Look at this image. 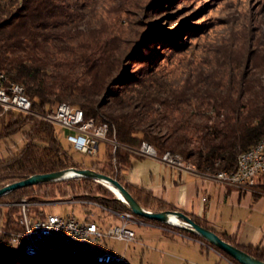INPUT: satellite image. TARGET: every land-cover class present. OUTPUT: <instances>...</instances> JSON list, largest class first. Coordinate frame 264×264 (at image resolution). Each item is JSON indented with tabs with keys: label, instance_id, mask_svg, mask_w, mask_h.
Instances as JSON below:
<instances>
[{
	"label": "trees",
	"instance_id": "obj_1",
	"mask_svg": "<svg viewBox=\"0 0 264 264\" xmlns=\"http://www.w3.org/2000/svg\"><path fill=\"white\" fill-rule=\"evenodd\" d=\"M75 5L69 0H0V71L9 80L22 84L32 100V113L9 112L1 117L0 138L20 132L23 143L15 150L9 148L6 157H0V188L33 174L71 167L90 168L116 178L143 208L159 212L177 209L145 188L126 183L122 177V172L130 166L131 156H138L136 150L142 142L151 144L159 155L167 151L181 155L185 162L204 174L236 170L238 156L264 137V60L261 63L256 53L244 49L250 45L251 38L243 39L239 55L229 58L220 55L215 64L207 61L206 68H199L194 77L187 75L164 96L147 97L140 87H146L147 82L156 81L157 77L149 72L154 60L148 51H143L145 45L141 40L131 44L116 39L119 32L114 30L119 24L115 23L106 30L88 29L89 26L80 29L82 14L76 11ZM65 25L70 28L65 30ZM63 32L75 36L77 42L56 41ZM159 36L165 47L180 52L168 37ZM134 63L141 67L133 69ZM154 66L157 68V64ZM122 88L140 94V105L122 112L105 109L109 101L130 105L120 94ZM60 103L84 111L87 118L108 123V136L115 143L104 142L102 165L98 161L85 164L77 160L63 146L55 124L44 118L54 113ZM156 105L163 109L161 115L167 122L164 134L142 125L143 110ZM92 182H97L96 193L89 192ZM102 184L88 177L59 179L14 189L0 196V202L87 198L97 200L111 211L132 213L126 202ZM251 191L255 197L264 195V186ZM32 209L35 214L45 215L38 206ZM19 216V206L2 207L0 264H106L67 251L47 257L28 255L11 242V233L21 231ZM135 216L145 222L166 225ZM190 217L211 229L200 219ZM220 236L264 260V247L241 246L226 234ZM102 246L97 245V250H105ZM212 246L230 261L240 264Z\"/></svg>",
	"mask_w": 264,
	"mask_h": 264
},
{
	"label": "rangeland",
	"instance_id": "obj_2",
	"mask_svg": "<svg viewBox=\"0 0 264 264\" xmlns=\"http://www.w3.org/2000/svg\"><path fill=\"white\" fill-rule=\"evenodd\" d=\"M69 1L76 4L74 6L77 8L76 11L82 14L80 29L85 30V27L89 26L88 29L100 27L106 30L115 23L119 24V26H115L114 30L119 32L116 39L121 40L122 43L133 44L141 40V43L145 45L143 51H148L154 60L153 65H150L149 72L152 76L157 77L156 81L147 82L146 87H140L143 91L142 94L147 97L164 96L168 89L181 84L187 75L190 74L191 77H194L199 68H206L207 61L215 64L220 55L227 58L230 55H239L244 38L247 40L251 38L250 45L244 49L248 48L251 52L256 53L261 63L264 60V0ZM68 28L70 25H65V30ZM60 35L55 39L56 41L71 44L77 42L75 36L68 32H63ZM150 35L156 38H149ZM157 35H162V38L168 37L175 47L180 48V52L165 47L164 42L158 40ZM155 64H157V68H155ZM132 67L137 69L141 65L134 63ZM120 94L130 105L122 106L109 101L105 109L122 112L128 111L132 106L140 105L142 100L140 94L126 88H122ZM162 111L163 109L157 105L154 108L144 109L142 125L149 126L156 132L166 133L167 122L161 115ZM9 112L19 111L5 110L0 106V121L1 117ZM54 124L63 146L71 151L77 160H81L85 164L98 161L102 165L105 151L104 142L99 144L96 155L83 154L77 151L67 139L72 131L62 128L57 123ZM22 143L20 132L7 138H0V157H6L9 148L15 150ZM186 165H188L187 162ZM89 186L91 188L89 192L96 193L97 182H92ZM106 186L112 191L108 185L104 187ZM112 193L115 194L113 191ZM36 203H44L42 210L45 213L60 216L74 214L77 218L84 217L97 221L103 227L111 219H116V217H112L114 212L95 199L70 197L42 200ZM96 203L101 207H97ZM7 204L10 205V203L0 202L1 209ZM81 214L83 217L80 216ZM120 214H131L129 217L131 222L145 221L130 212H121ZM122 221H124L123 218ZM165 224L162 227L181 237L166 238L158 229L131 224L130 226L136 233L134 241L126 244L122 241L106 239L99 244L109 246V248L112 246L115 252L126 257V264H217V256L212 251L207 254V251L201 250L197 243L187 241V237L195 238L217 250L209 242L178 230L179 226ZM1 230L0 228V232Z\"/></svg>",
	"mask_w": 264,
	"mask_h": 264
},
{
	"label": "built area",
	"instance_id": "obj_3",
	"mask_svg": "<svg viewBox=\"0 0 264 264\" xmlns=\"http://www.w3.org/2000/svg\"><path fill=\"white\" fill-rule=\"evenodd\" d=\"M0 106L5 110L14 109L25 114L32 113L30 97L26 93H20L15 84L3 79L1 74ZM44 118L72 131L67 139L77 151L83 154L96 155L101 142L115 143L108 136V123L98 122L93 117L87 118L84 111L62 110L57 105L55 112L44 116ZM136 153L159 159L175 168L194 169L189 163L186 165L181 155L172 153L159 155L157 150L147 142H142ZM210 176L226 185L239 188L251 190L258 186H264V145L259 146L255 150V154L238 158L236 170L224 171ZM10 204L20 207L18 223L21 231L11 233V242L22 249L40 250V253L45 257V254L50 253L53 248L72 247L81 254L97 255L101 259L115 264L127 263L124 256L113 252L95 251L94 244L104 238L126 243L134 241L136 234L129 226L131 214L121 215L124 220L121 224L104 228L94 221L80 220L73 214L68 216L35 214L32 208L34 206L42 207L44 203L29 202L23 199L20 202ZM95 205L101 207L97 203ZM180 225L187 224L179 220L177 226ZM187 238L189 241L200 242L195 238Z\"/></svg>",
	"mask_w": 264,
	"mask_h": 264
},
{
	"label": "crops",
	"instance_id": "obj_4",
	"mask_svg": "<svg viewBox=\"0 0 264 264\" xmlns=\"http://www.w3.org/2000/svg\"><path fill=\"white\" fill-rule=\"evenodd\" d=\"M138 156H131L129 168L122 172L126 183L145 188L177 210L200 219L219 236L226 234L241 246L264 247V195L255 197L250 189L226 185L196 169H179L159 159ZM1 211L0 207V217ZM112 214L116 219L107 225L120 224L119 214ZM131 224L158 229L166 238L181 237L154 223L132 221ZM195 243L207 254L212 251L217 256V264H235L212 247ZM102 247L115 251L112 246Z\"/></svg>",
	"mask_w": 264,
	"mask_h": 264
},
{
	"label": "water",
	"instance_id": "obj_5",
	"mask_svg": "<svg viewBox=\"0 0 264 264\" xmlns=\"http://www.w3.org/2000/svg\"><path fill=\"white\" fill-rule=\"evenodd\" d=\"M70 177H88V178H93L99 182L109 184L110 186H112L114 189H116L118 191V193L123 198L121 200L128 204L131 212L135 215L142 216V217H145V218H148L151 220H155V221H158L161 223L172 224V225H176V224L171 223L170 216H175L177 219H179V220H181L187 224V225H180L179 226L180 228L188 231L189 233H193V234H197V235L201 236L207 242L216 246L220 250L224 251L226 254L231 256L234 260H236L240 264H264V260L258 259L257 257L247 253L246 251L240 249L239 247L233 245L232 243L224 240L223 238H221V236H219L217 233H215L211 229H208L204 226H201L200 224L195 222L189 215H187L183 211L167 209V210L156 212V211H151V210H147V209L143 208L139 204V202L133 197V195L127 190V188L119 180H117L116 178H114L108 174L101 173V172H98V171L90 169V168L71 167V168L62 169L59 171H54V172H49V173H44V174H33V175H31L25 179H22L19 181H14L12 183H9V184L1 187L0 188V196L5 195L6 193H8L14 189L25 187L28 185L38 184V183H42V182H49V181H54V180H59V179H65V178H70ZM39 208L43 209L42 207H39ZM112 212H114V211H112ZM45 214H51V213H45ZM118 214L121 217V214L120 213H118ZM116 215H117V213H116ZM78 219L93 221V220L87 219V218H78ZM94 222L98 223L101 226V223H99L97 221H94ZM111 225H119V224L111 223L110 225H106L104 228H107ZM101 227H103V226H101ZM135 238H136V236H135ZM106 239H108V238H104L101 241L106 240ZM101 241H98L94 244L95 251L113 252V251H107V250H103V251L97 250L96 247H97V245H100L99 243ZM126 244H128V243H126ZM113 253L124 256V255L116 253V252H113ZM125 259H126V257H125Z\"/></svg>",
	"mask_w": 264,
	"mask_h": 264
},
{
	"label": "bare ground",
	"instance_id": "obj_6",
	"mask_svg": "<svg viewBox=\"0 0 264 264\" xmlns=\"http://www.w3.org/2000/svg\"><path fill=\"white\" fill-rule=\"evenodd\" d=\"M0 74L3 76V79H5L6 81H10V82L14 83L16 88H18L20 90V93H25V88H24V86L22 84H19V83H16L14 81L9 80L8 77L2 71H0ZM58 108H60L62 110L81 111L80 109H72V107L69 104H66V103L58 104ZM261 145H264V137L261 140H259L254 146H252L249 150L242 152L238 156V158H245L248 155L255 154V150H257L258 147L261 146ZM166 153H170V152L167 151ZM221 172H223V171H221ZM101 183H103V182H101ZM103 184L108 185L119 199H123L116 189H114L112 186H110L107 183H103ZM170 221H171V223L176 224V225L179 223V219H177L175 216H170ZM23 250L28 255H36V256L37 255H42L43 256V254L40 253V250H27V249H23ZM58 251H67V252H70L73 255H76V256L82 257V258L92 257V258L96 259L99 263L113 264V262H109L107 260L101 259V257H99L97 255L81 254L79 252H76L74 250V248H72V247H56V248H53V249L50 250V253L45 254V257H47L51 253L58 252Z\"/></svg>",
	"mask_w": 264,
	"mask_h": 264
}]
</instances>
